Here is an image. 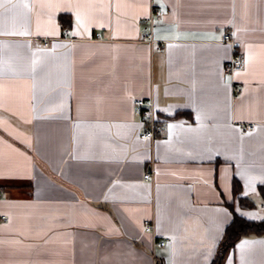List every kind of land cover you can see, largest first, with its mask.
Masks as SVG:
<instances>
[{"label": "crops", "instance_id": "1", "mask_svg": "<svg viewBox=\"0 0 264 264\" xmlns=\"http://www.w3.org/2000/svg\"><path fill=\"white\" fill-rule=\"evenodd\" d=\"M0 4V264H212L231 207L264 219V0ZM260 242L221 264H264Z\"/></svg>", "mask_w": 264, "mask_h": 264}, {"label": "built area", "instance_id": "2", "mask_svg": "<svg viewBox=\"0 0 264 264\" xmlns=\"http://www.w3.org/2000/svg\"><path fill=\"white\" fill-rule=\"evenodd\" d=\"M161 11L155 7H152L146 22L148 23L149 28H152L154 19L160 15ZM96 36H99V33H96ZM147 38L150 42H153V39L150 35H147ZM223 42L227 43L231 48V56L229 60L225 63V71L227 73L233 74L235 71L243 67V54L240 50V43L232 36L230 32H225L223 34ZM47 44V43H45ZM234 93L238 92V88L234 86ZM134 114L137 117L142 119L144 128L140 131L139 136L143 139H154L156 136H159L163 132V122L164 118L159 115L154 107V103L151 97L149 98H135L134 101ZM246 129H252L254 123H246ZM144 180L151 181L153 179V171L148 169L144 175ZM1 195V190H0ZM1 220H6L5 215L0 216ZM143 230L145 232L154 233V225L152 219L143 220ZM166 240L157 241L156 244L163 246L167 243Z\"/></svg>", "mask_w": 264, "mask_h": 264}, {"label": "trees", "instance_id": "3", "mask_svg": "<svg viewBox=\"0 0 264 264\" xmlns=\"http://www.w3.org/2000/svg\"><path fill=\"white\" fill-rule=\"evenodd\" d=\"M62 17H64V15L61 16V19ZM232 188L234 194H237L240 190V184L236 179H234L232 182ZM239 201L243 207H251L253 204L246 198H239ZM231 211L232 219L224 230L223 238L219 244L212 264H221L227 251L230 250L240 238L246 236H264V219H247L234 212L232 207Z\"/></svg>", "mask_w": 264, "mask_h": 264}, {"label": "snow or ice", "instance_id": "4", "mask_svg": "<svg viewBox=\"0 0 264 264\" xmlns=\"http://www.w3.org/2000/svg\"><path fill=\"white\" fill-rule=\"evenodd\" d=\"M3 6H4L3 4H0V7H3ZM12 6L16 7L17 5H12ZM79 24H80V18H79V16H77V26H79ZM73 34H75V33H73ZM246 63H247V61H246ZM237 75H239V73ZM0 178H4V177L0 176ZM245 243H248V242L246 241ZM260 243H264V242H260Z\"/></svg>", "mask_w": 264, "mask_h": 264}]
</instances>
